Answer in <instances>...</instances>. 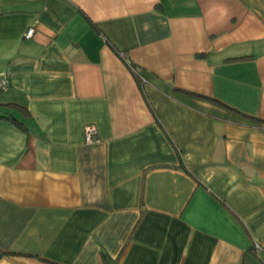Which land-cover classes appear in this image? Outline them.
Returning <instances> with one entry per match:
<instances>
[{
    "label": "crops",
    "instance_id": "1",
    "mask_svg": "<svg viewBox=\"0 0 264 264\" xmlns=\"http://www.w3.org/2000/svg\"><path fill=\"white\" fill-rule=\"evenodd\" d=\"M1 74L0 264H264V0H0Z\"/></svg>",
    "mask_w": 264,
    "mask_h": 264
},
{
    "label": "built area",
    "instance_id": "2",
    "mask_svg": "<svg viewBox=\"0 0 264 264\" xmlns=\"http://www.w3.org/2000/svg\"><path fill=\"white\" fill-rule=\"evenodd\" d=\"M35 33V30L31 27L25 33V39H30ZM124 57V56H123ZM10 76L6 74L0 75V94L6 92L10 86ZM143 80V79H142ZM145 82V80H143ZM97 132L96 129L92 126H88L85 128V140L87 143L95 142V136Z\"/></svg>",
    "mask_w": 264,
    "mask_h": 264
},
{
    "label": "trees",
    "instance_id": "3",
    "mask_svg": "<svg viewBox=\"0 0 264 264\" xmlns=\"http://www.w3.org/2000/svg\"><path fill=\"white\" fill-rule=\"evenodd\" d=\"M121 58L122 59H125V57H123V56H121ZM131 68L130 69H132L133 70V73H134V75H135V77H137V72L135 71L134 72V66L132 65V66H130ZM136 73V74H135ZM139 76H140V74H138V77L136 78L137 79V83L139 84V86L141 87L142 86V81L140 80V78H139ZM0 118H3V115L1 114V109H0ZM5 118V117H4ZM255 121L256 122H259L261 125H264V121H261V120H258V119H255ZM6 253H2V252H0V258L1 257H3L4 255H5Z\"/></svg>",
    "mask_w": 264,
    "mask_h": 264
}]
</instances>
